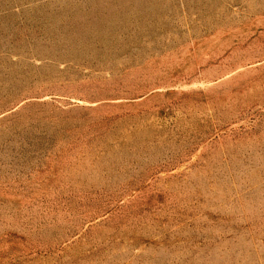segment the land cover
Segmentation results:
<instances>
[{
  "label": "rangeland",
  "instance_id": "374dc122",
  "mask_svg": "<svg viewBox=\"0 0 264 264\" xmlns=\"http://www.w3.org/2000/svg\"><path fill=\"white\" fill-rule=\"evenodd\" d=\"M0 264H264V0H0Z\"/></svg>",
  "mask_w": 264,
  "mask_h": 264
},
{
  "label": "bare ground",
  "instance_id": "6f19581e",
  "mask_svg": "<svg viewBox=\"0 0 264 264\" xmlns=\"http://www.w3.org/2000/svg\"><path fill=\"white\" fill-rule=\"evenodd\" d=\"M81 9V8H80ZM105 9V8H104ZM106 12V11H105ZM89 14V13H88ZM107 14V13H106ZM96 15V14H95ZM111 16V15H110ZM55 20V19H54ZM52 25V24H51ZM99 29V28H98ZM102 29V28H101ZM98 34V33H97ZM109 37V36H108ZM27 40V39H26ZM106 41V40H105ZM93 53V52H92ZM6 56V55H5ZM93 59V58H92ZM59 60V59H58ZM81 61V60H80ZM88 61V60H87ZM56 80V79H55ZM12 82V81H11ZM46 83V82H45ZM3 91V90H2Z\"/></svg>",
  "mask_w": 264,
  "mask_h": 264
}]
</instances>
